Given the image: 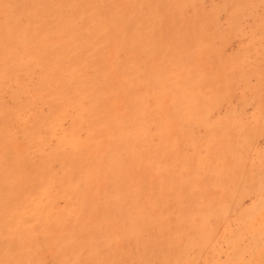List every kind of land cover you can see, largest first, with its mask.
I'll use <instances>...</instances> for the list:
<instances>
[{
  "label": "rangeland",
  "instance_id": "obj_1",
  "mask_svg": "<svg viewBox=\"0 0 264 264\" xmlns=\"http://www.w3.org/2000/svg\"><path fill=\"white\" fill-rule=\"evenodd\" d=\"M0 264H264V0H0Z\"/></svg>",
  "mask_w": 264,
  "mask_h": 264
},
{
  "label": "bare ground",
  "instance_id": "obj_2",
  "mask_svg": "<svg viewBox=\"0 0 264 264\" xmlns=\"http://www.w3.org/2000/svg\"><path fill=\"white\" fill-rule=\"evenodd\" d=\"M79 6V5H78ZM41 15V14H40Z\"/></svg>",
  "mask_w": 264,
  "mask_h": 264
}]
</instances>
